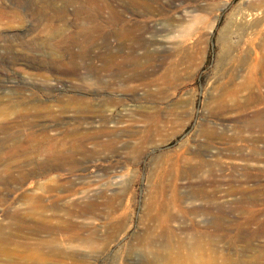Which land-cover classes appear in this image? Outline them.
<instances>
[{
    "label": "rangeland",
    "instance_id": "rangeland-1",
    "mask_svg": "<svg viewBox=\"0 0 264 264\" xmlns=\"http://www.w3.org/2000/svg\"><path fill=\"white\" fill-rule=\"evenodd\" d=\"M263 1L0 0V264H264Z\"/></svg>",
    "mask_w": 264,
    "mask_h": 264
},
{
    "label": "bare ground",
    "instance_id": "bare-ground-1",
    "mask_svg": "<svg viewBox=\"0 0 264 264\" xmlns=\"http://www.w3.org/2000/svg\"><path fill=\"white\" fill-rule=\"evenodd\" d=\"M262 1L263 0H258V2H257V4H260V3H262ZM264 2V1H263ZM62 39V38H61ZM60 39V40H61ZM60 40H58L57 42H60ZM118 56V55H117ZM116 57V56H115ZM114 58V57H113ZM12 64L13 65H15L16 67H15V70L18 72V71H20V72H22V73H25V74H27V75H33V76H39V78H41L42 77V81H44L43 80V78L46 80V79H54L56 82H61L62 81V76H58V74H60L58 71H55V72H53V73H57L56 75L54 74H51V72L52 71H54L53 69L54 68H48L46 65H44V63H41L39 60H37V59H35V57H32L30 60L27 58V57H24V58H21V59H19L18 57H14L13 58V60H12ZM47 67V68H46ZM44 68L50 73H46V71H44ZM64 72H66V71H64ZM68 72V71H67ZM72 73V72H71ZM61 75V74H60ZM66 76L67 75H70V74H65ZM71 77H73V76H71ZM74 77H75V75H74ZM67 78H69L68 76H67ZM96 78V77H95ZM98 78V77H97ZM72 79H74V78H72ZM125 79V78H124ZM67 80V79H66ZM65 80V81H66ZM76 80V79H75ZM74 81V80H73ZM129 81H130V78H128V79H125L124 80V82L123 83H125V82H128L129 83ZM68 82V81H67ZM75 82H77V80L75 81ZM75 84V83H74ZM73 84V85H74ZM89 88H90V85H89ZM71 89V88H70ZM88 89V88H87ZM84 91L83 92H85V89H83ZM133 90V89H132ZM89 92V91H88ZM79 97V96H78ZM72 99L73 100H75V101H77L78 103H81V107H83V108H87V105L86 104H84V102L82 101L83 99L82 98H77V96H76V94H74V97H72ZM258 99H260V98H258ZM247 106V105H246ZM243 107H245V106H243ZM249 107V106H248ZM90 108V107H89ZM82 110V109H81ZM91 111V110H90ZM83 112V111H82ZM1 113H2V116H5V118L7 117L6 115H7V110L6 109H2L1 110ZM63 113V112H62ZM92 113V112H91ZM81 117V116H80ZM87 119V118H86ZM93 119V118H92ZM94 120V119H93ZM113 120V118H112V116H107V117H105V118H102L101 120H96L98 123L95 125V123L93 124L92 123V126L91 127H95V129H93V131L94 132H92V133H88V132H82V135L80 136V137H73L74 136V134L76 133V130L74 131L73 129V131L71 130V131H69V132H66V136L68 137V139L66 138V140H64L63 142L61 141L60 142V144H56V143H59V142H56L55 143V139H54V141L53 140H51V139H49L48 137H47V135L48 134H46V131L47 130H42L41 132H40V138L39 139H37V138H32L31 139V137H29V138H27V139H21L19 136H17L16 134H14V135H11L10 134V136H9V139L11 140V144L7 147L8 148V152H16V151H23V152H25V151H31V152H35V153H37L38 155H39V152L41 153V152H43V153H45L46 155H49L50 156V160H48V161H45V162H43V166L45 165L46 166V164H48V163H50V162H52V163H58V162H62V160H64V158H65V154L64 153H62V152H60V154L62 153V155H60V154H55V153H58V151H59V149H60V151H61V149L64 147V148H66L67 149V151H66V149H65V151H66V154L68 153V154H70V155H72L74 152H82V151H84L85 149V142L86 141H88L90 138L91 139H95V138H99V137H102V136H110L112 133H113V131H109V130H106L104 127H106V125L109 123V122H111ZM86 123H89V122H86ZM91 123V122H90ZM1 125H0V129H2L3 131H6V132H10L13 128H17L19 125H20V123H18V121L16 120V121H4V123L2 124V123H0ZM29 124H31L30 122H29ZM89 125V124H88ZM40 128H42V127H40ZM51 128V127H50ZM56 128V127H55ZM107 128V127H106ZM75 129V128H74ZM77 129V128H76ZM84 129H86V128H84ZM51 130H52V128H51ZM50 132V131H49ZM53 132V131H52ZM57 132V131H56ZM59 132V131H58ZM81 133V132H80ZM50 134V133H49ZM53 135V134H52ZM65 139V138H64ZM59 147V149L57 150L56 148H58ZM107 148V147H106ZM63 150V149H62ZM68 154H67V158H68ZM48 159V158H47ZM71 159V158H70ZM42 161H40V163H41ZM39 163V162H38ZM40 163H39V165H40ZM30 164V163H29ZM53 164V165H54ZM42 165V164H41ZM50 165V164H49ZM62 165V164H61ZM60 165V166H61ZM79 209V208H78ZM80 212V210H76V211H73V212H69V217H79V215H78V213ZM79 214H82L81 216H83V213L81 212V213H79ZM85 217V216H84ZM83 218V217H82ZM60 221V220H59ZM17 222V221H16ZM22 223H24V222H22ZM70 223V222H69ZM20 225H21V222H20ZM19 225V226H20ZM68 225V224H67ZM59 226V225H58ZM35 227V226H34ZM71 229V231H73V224H72V226L70 227ZM75 229H78V227L76 228L75 227ZM79 230V229H78ZM60 231V230H59ZM55 234V233H54ZM14 235V234H13ZM12 235V236H13ZM68 235V234H67ZM72 238L73 239H76L77 237H78V233H72ZM7 237V236H6ZM69 238V237H68ZM4 239V238H3ZM7 239V238H6ZM2 240V239H1ZM72 241V240H71ZM78 241V240H77ZM4 242V241H3ZM13 244V243H12ZM73 247V246H72ZM71 247V248H72ZM1 251V250H0ZM8 254V253H7ZM19 254V253H18ZM74 255V254H73ZM71 256V255H70ZM69 257V256H68ZM28 258V257H27ZM202 263V262H201ZM195 264H198V262L196 263L195 262ZM199 264H200V262H199Z\"/></svg>",
    "mask_w": 264,
    "mask_h": 264
}]
</instances>
